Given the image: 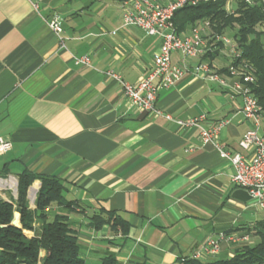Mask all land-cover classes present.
I'll return each instance as SVG.
<instances>
[{
	"label": "crops",
	"instance_id": "1",
	"mask_svg": "<svg viewBox=\"0 0 264 264\" xmlns=\"http://www.w3.org/2000/svg\"><path fill=\"white\" fill-rule=\"evenodd\" d=\"M122 2L0 0V137L11 142L0 156V179L17 183L27 169L64 184L65 198L79 206L69 219L83 264H181L209 237L264 230V210L233 184L231 164L202 144L198 128L164 117L226 120L218 140L235 152L252 128L232 90L237 79L222 86L186 76L158 89L159 114L138 111L104 73L138 83L161 40L123 26ZM50 20L61 24L63 49ZM81 56L88 66L74 64ZM212 62L221 70L229 60L218 54ZM100 209L126 219L127 233L91 227L88 218ZM239 245L221 243L215 257L201 260L230 259Z\"/></svg>",
	"mask_w": 264,
	"mask_h": 264
},
{
	"label": "built area",
	"instance_id": "2",
	"mask_svg": "<svg viewBox=\"0 0 264 264\" xmlns=\"http://www.w3.org/2000/svg\"><path fill=\"white\" fill-rule=\"evenodd\" d=\"M217 0H123L121 4V21L125 27H135L143 30L148 36L161 40L159 53L153 58L152 67L147 75L136 84H129L113 70L105 71V76L117 82L129 103L138 111L159 114L157 108V91L160 88L175 86L186 76L200 78L203 81L226 85L227 78H236L232 90L242 99L241 114L251 123L237 144V150L230 152L219 143L218 135L228 121L207 122L201 114L187 120L174 119L165 115L166 120H174L184 128L196 127L202 144L212 143L219 157L231 164L233 168L232 182L235 186L246 191L252 205L258 210H264V110L251 96L248 85L253 83L252 77L240 76L234 66L238 57L237 45L233 39L225 35H211L208 22H202L191 28L187 33L178 35L172 19L174 13L186 6H196L200 3ZM37 8V5H34ZM228 7V3H227ZM49 28L63 45V29L57 20H50ZM218 51L228 58L227 74L221 77L220 70L213 62L204 60L208 54ZM178 55L180 61L174 56ZM75 65L88 66L87 56L73 59ZM205 126H202V124ZM11 150V142L0 137V156ZM249 241V236L233 233H219L216 238H207L193 259L215 257L220 251V244H243Z\"/></svg>",
	"mask_w": 264,
	"mask_h": 264
},
{
	"label": "trees",
	"instance_id": "3",
	"mask_svg": "<svg viewBox=\"0 0 264 264\" xmlns=\"http://www.w3.org/2000/svg\"><path fill=\"white\" fill-rule=\"evenodd\" d=\"M202 22L209 23L211 35L232 34L238 52L234 66L240 76L252 77L253 83L248 85L251 96L264 110V0L200 3L178 9L172 19L178 35L187 33ZM218 54L216 51L203 59L212 62ZM220 73L226 75V68H222ZM35 181L41 184L36 193L35 208L30 210L27 192ZM66 192L64 184L54 176L22 170L17 178L16 199H0V264H83L77 230L69 219V215L79 206L65 198ZM52 208L55 212L49 213ZM14 214H18V226L11 225ZM88 219L94 229L107 225L126 234L130 227L121 215L102 209ZM34 221L38 222L37 228L33 227ZM25 232L32 235L28 237ZM246 235L258 238V242L253 246L240 244L230 259L202 261L191 258L183 260L181 264H264V230L247 232ZM104 264L116 262L113 258H107Z\"/></svg>",
	"mask_w": 264,
	"mask_h": 264
},
{
	"label": "rangeland",
	"instance_id": "4",
	"mask_svg": "<svg viewBox=\"0 0 264 264\" xmlns=\"http://www.w3.org/2000/svg\"><path fill=\"white\" fill-rule=\"evenodd\" d=\"M225 36L227 38H229V39H232V34L230 32L229 33H226ZM263 131H264V125L262 124V126H261V133L262 134L264 133ZM11 181L14 182L13 185L10 184ZM0 185H1L0 186V199L5 200V201L6 200H9L10 201V200H15L16 199V182L14 180H9V179H6V177H2L0 179ZM35 197H36V194H35ZM35 197H34L33 200L30 197H29V199H27V201H28V207H29L30 210H34V208H35V205H34ZM15 218L18 219V214L15 215ZM37 226H38V222L37 221H34L33 222V227L37 228ZM25 234L29 237V236H31L32 233L31 232H25ZM257 242H258V238L257 239H254V240H251L248 245L249 246H253Z\"/></svg>",
	"mask_w": 264,
	"mask_h": 264
},
{
	"label": "water",
	"instance_id": "5",
	"mask_svg": "<svg viewBox=\"0 0 264 264\" xmlns=\"http://www.w3.org/2000/svg\"><path fill=\"white\" fill-rule=\"evenodd\" d=\"M30 189H31V187L28 189V195H29V191H30ZM15 215L16 214H14V219H13V221L11 222V225L12 226H18V219L17 218H15Z\"/></svg>",
	"mask_w": 264,
	"mask_h": 264
}]
</instances>
